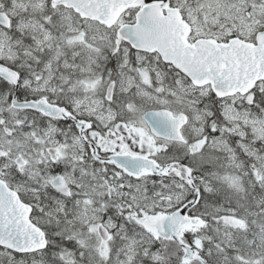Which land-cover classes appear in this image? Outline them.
Returning a JSON list of instances; mask_svg holds the SVG:
<instances>
[{
    "label": "snow or ice",
    "instance_id": "snow-or-ice-1",
    "mask_svg": "<svg viewBox=\"0 0 264 264\" xmlns=\"http://www.w3.org/2000/svg\"><path fill=\"white\" fill-rule=\"evenodd\" d=\"M0 264H264V0H0Z\"/></svg>",
    "mask_w": 264,
    "mask_h": 264
}]
</instances>
